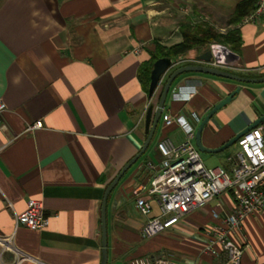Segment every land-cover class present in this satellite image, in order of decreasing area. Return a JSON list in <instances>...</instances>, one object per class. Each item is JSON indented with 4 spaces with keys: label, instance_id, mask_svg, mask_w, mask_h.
<instances>
[{
    "label": "crops",
    "instance_id": "obj_1",
    "mask_svg": "<svg viewBox=\"0 0 264 264\" xmlns=\"http://www.w3.org/2000/svg\"><path fill=\"white\" fill-rule=\"evenodd\" d=\"M243 1L0 0V99L7 109L1 116L6 129L0 127V237L11 238L14 249L27 256L18 264H101L103 195L143 148L148 136L145 113L157 106L161 93L150 98L138 78L156 45L180 44L184 26L208 23L224 32L237 27L240 53L222 46L212 61L231 74H264V15L246 25L227 22ZM210 45L195 48L185 59H195ZM135 48H141L139 56L127 54ZM195 64L172 67L163 85L171 71ZM222 78L184 72L171 85L146 152L108 195L107 264L163 254L180 264H225L205 254L203 247L207 230L216 222L214 210L224 216L234 209L230 193L149 238L141 233L148 217L135 207V195L154 175L147 163L160 157L156 142L169 137L180 144L185 138L176 126H163V115L190 117L194 112L201 123L239 85L240 94L204 127L201 141L209 149L222 147L264 115V83L230 85ZM183 86L195 89L194 97L173 100L172 89ZM39 122L40 128H31ZM235 145L203 153L205 157L200 152L203 164L231 172L228 157L235 154ZM29 199L44 203L51 221L43 231L16 221ZM151 207L157 216L154 201ZM242 232L249 245L242 264H264V216L247 219ZM1 249L0 241V264L17 260L13 252Z\"/></svg>",
    "mask_w": 264,
    "mask_h": 264
},
{
    "label": "built area",
    "instance_id": "obj_2",
    "mask_svg": "<svg viewBox=\"0 0 264 264\" xmlns=\"http://www.w3.org/2000/svg\"><path fill=\"white\" fill-rule=\"evenodd\" d=\"M256 9L248 13L241 20V25L256 23L259 16L264 15V0H258ZM129 53L139 56L141 48L129 50ZM199 64L222 69L223 65L215 61L203 62L195 59H185L176 62ZM163 81L158 85L161 89ZM183 86L172 89L173 100L189 101L194 97L195 89L187 90ZM189 89V88H188ZM157 91V92H158ZM184 92V93H182ZM7 111L0 99V127L6 129L1 116ZM164 127L176 126L185 135L180 144H176L169 137L159 138L156 149L159 160H149L147 167L154 172L148 179V185L142 192L136 194L135 207L139 213L147 218L141 233L145 238L155 237L175 227L176 224L191 212L205 208L210 202L225 193H230L234 199L232 212L224 216L214 210L215 224L207 230L208 242L203 251L214 258L224 259L225 264H242V255L249 248L245 244L242 229L250 217L264 216V123L245 135L239 136L238 151L228 161L231 172L222 167H206L202 156L194 143L196 137L195 125L200 122V116L194 112L187 115H163ZM41 122L32 126L38 129ZM155 202L159 214L152 216V202ZM44 203L40 200L29 199L27 208L17 213L16 221L24 227L43 231L48 228L50 217L44 211ZM16 222V224H17ZM1 251H11L17 260L13 264L25 261L27 256L16 251L11 238L0 237ZM131 264H180L169 260L166 254L155 258H137Z\"/></svg>",
    "mask_w": 264,
    "mask_h": 264
},
{
    "label": "water",
    "instance_id": "obj_3",
    "mask_svg": "<svg viewBox=\"0 0 264 264\" xmlns=\"http://www.w3.org/2000/svg\"><path fill=\"white\" fill-rule=\"evenodd\" d=\"M223 51L222 46H218V45H210V48L208 49V51L204 52L203 54H201L200 56L198 55L196 58L199 61H203V62H207L211 61V59L213 57H217L219 55H221V52ZM188 54V53H187ZM187 54H183L180 57V61L183 58L187 57ZM176 63H174V60H172V58L169 59H156V61L154 62V66H153V70L152 72H150V77H151V82H150V86L148 88L149 90V97L153 98L156 93H157V89H158V85L160 82H162L164 80V76L166 75L167 72H169V70L172 67H175ZM184 72H199L200 74H206V75H213L215 77L218 78H226L227 80H232V81H237L239 82V84H262L264 83V75L260 78H252V77H241L238 74H231L229 72H226L224 69H219V68H214L212 66H205V65H199V64H195V65H183L180 68H177L174 71H171L169 73V75L167 76V80L165 81L164 85H162L161 89H160V96L157 99V106L154 108L153 106H151L150 108L147 109V112L145 113V129L148 132V136L147 138H145L144 141V146L141 149L140 152H138L137 154H135L133 156V159L125 166H123L120 169V173L118 174V176L113 179V181L111 183H109L108 188L106 190V192L103 195V203L101 206V211H102V215H101V219H100V224H101V228H102V232H101V237H102V245H101V250H102V258H101V264H107V259H108V250H107V245H108V237L106 235L107 232V224H106V219H107V211H106V206H107V202H108V195L110 192H112L114 190V188L118 185L117 183L120 181V179L123 177V175H125L129 168L131 166H133V164L135 162H137L141 156L144 154V152H146V149L148 148V146L150 145L151 139L154 137L155 132H156V127L161 119V115L165 109L166 106V99L169 96L170 93V88L171 85L174 84L175 80L180 77V75H182V73ZM241 92V87H239V85L236 86V89L234 91H232L228 96H225L223 98V100H221V102H219L217 105L213 106L209 112L206 114L207 116L203 119V121L201 123H199L198 125V129L196 132V137L195 141H196V146L198 148V152H202L203 153H218L220 151L225 150L227 147L229 148L230 146L234 145L237 143V139L239 136L245 135L246 133L250 132L251 129H255L259 124L263 123L264 121V115L255 120L252 121L250 123V125L244 129L242 132L237 133L236 136H234L233 138L230 139L229 142H226L225 145H223L222 147L215 149H209L207 147L204 146L203 142L201 141V136L203 135V131H204V127L205 125L211 120V118L221 109H223L224 106H228L230 103H232L233 99L236 97V95L240 94Z\"/></svg>",
    "mask_w": 264,
    "mask_h": 264
},
{
    "label": "trees",
    "instance_id": "obj_4",
    "mask_svg": "<svg viewBox=\"0 0 264 264\" xmlns=\"http://www.w3.org/2000/svg\"><path fill=\"white\" fill-rule=\"evenodd\" d=\"M258 0H245L236 6V11L227 22L228 25L239 24L241 19L248 13L253 12L256 9V3ZM183 40L180 44L174 46H168L164 48L158 45L155 46V50L150 53L151 58L148 62H143L140 67L138 78L145 83V88L148 90L151 82L150 72L153 70L154 62L156 59H169L175 60L180 58L183 54H187L195 48H202L208 44L224 46L231 52L240 53L242 36L239 29L235 27L233 30H228L226 33L218 32L210 24H196L193 27L184 26L182 31ZM262 74L260 77H262ZM241 77H249L240 75ZM176 81V80H175ZM174 85V84H173ZM149 93V90H148Z\"/></svg>",
    "mask_w": 264,
    "mask_h": 264
},
{
    "label": "rangeland",
    "instance_id": "obj_5",
    "mask_svg": "<svg viewBox=\"0 0 264 264\" xmlns=\"http://www.w3.org/2000/svg\"><path fill=\"white\" fill-rule=\"evenodd\" d=\"M264 22V21H263ZM217 30V29H216ZM218 32H222V33H226V32H224V31H220L219 29L217 30ZM258 74L257 73H253L252 74V76H257ZM223 80H225L226 82H228V84H230V85H235V83L237 82V81H232V80H227L226 78H222ZM251 83H249V84H242V85H244V86H249ZM236 147H233L232 149H231V151H234L235 150V152L234 153H236L237 151H238V145H235ZM238 147V148H237ZM237 150V151H236ZM204 157L205 156H208V155H206V154H202Z\"/></svg>",
    "mask_w": 264,
    "mask_h": 264
}]
</instances>
